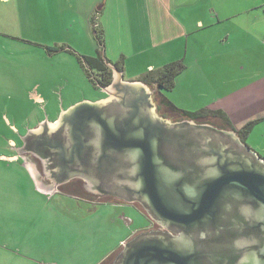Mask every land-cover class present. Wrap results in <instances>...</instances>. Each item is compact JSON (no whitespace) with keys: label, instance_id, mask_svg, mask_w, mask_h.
<instances>
[{"label":"water","instance_id":"obj_1","mask_svg":"<svg viewBox=\"0 0 264 264\" xmlns=\"http://www.w3.org/2000/svg\"><path fill=\"white\" fill-rule=\"evenodd\" d=\"M112 70L113 82L103 88L111 100L73 106L54 125H41L26 136L23 151L41 159L45 180L58 187L80 179L93 193L141 201L166 232L182 231L176 243L164 233L134 237L113 256L116 264H199L191 245L202 249L204 230L223 229L227 212L254 217L260 247L262 158L228 128L182 116L167 119L157 111L148 86L124 81L116 67Z\"/></svg>","mask_w":264,"mask_h":264},{"label":"crops","instance_id":"obj_2","mask_svg":"<svg viewBox=\"0 0 264 264\" xmlns=\"http://www.w3.org/2000/svg\"><path fill=\"white\" fill-rule=\"evenodd\" d=\"M100 37L106 62L111 68L120 65L121 70L116 68L124 81L127 72L121 62L136 56L140 57L137 61H151L153 54H160L167 63L164 67L179 61L197 65L200 73L194 81L195 91L201 92L198 82L214 87L209 86L212 95L201 102V109L222 111L234 132L259 120L246 145L264 161V0H0V61L17 59L13 55L20 52H28L31 58L33 51L46 57L74 56L61 48L95 58ZM146 68L155 72L157 65L147 64ZM187 70L171 92L187 80ZM213 75L219 79L212 80ZM144 78L134 75L127 82H141L161 91L156 84H146ZM30 95L32 102H44L37 92ZM62 114L41 125H54ZM9 124L21 134L16 122L10 120ZM27 132L20 138L21 144L9 139L11 146L8 154L0 153V165L7 169L19 165L30 172L39 194L49 195L45 185L39 184V175L30 169L39 167L29 160L36 156L23 151Z\"/></svg>","mask_w":264,"mask_h":264},{"label":"rangeland","instance_id":"obj_3","mask_svg":"<svg viewBox=\"0 0 264 264\" xmlns=\"http://www.w3.org/2000/svg\"><path fill=\"white\" fill-rule=\"evenodd\" d=\"M33 52L31 58L27 57L28 52H20L13 55L17 59L0 61V153L8 154L9 139L21 144L23 133L29 134L48 120L55 121L70 106L109 98L91 83L77 57H46L40 51ZM153 56L151 61H137L140 57L136 56L121 62L127 72L125 79H134V75L146 77L150 72L147 64L157 65L155 73L163 69L167 64L163 57ZM184 63L188 74L181 88L159 93L171 102L173 110L162 107L159 111L169 120L180 117L176 110L201 111V102L211 97L214 88L198 82L201 92L195 91L194 81L200 72L192 62ZM7 64L14 67L7 68ZM7 72L11 74L6 75ZM211 79L219 78L213 75ZM31 91L40 94L44 102H32ZM148 91L153 94L157 88L148 87ZM152 101L155 104L154 98ZM10 120L17 123L21 134H16ZM30 169L35 176L39 175V184L45 185L49 195H40L30 172L19 165L8 169L5 164L0 165V264H102L137 232L152 227L150 220L135 208L127 207L120 198H89L85 190H58L47 184L41 166ZM159 230L166 232L162 226H154L153 231Z\"/></svg>","mask_w":264,"mask_h":264},{"label":"flooded vegetation","instance_id":"obj_4","mask_svg":"<svg viewBox=\"0 0 264 264\" xmlns=\"http://www.w3.org/2000/svg\"><path fill=\"white\" fill-rule=\"evenodd\" d=\"M160 92L153 91L152 98H154L155 105L157 107V111L161 112L160 108L164 107V109H170L173 110L172 106L166 102L165 98H162L159 95ZM185 121V120H184ZM203 125H212L216 128H228L229 130H232V128L226 124H224L222 121H211V122H204L201 123ZM233 131V130H232ZM239 137V135H238ZM240 138V137H239ZM241 140V138H240ZM29 160H31L33 163L38 164L39 167L41 165V161L37 159L34 156H30ZM49 185L52 183L47 181ZM83 181L80 179L72 180L69 183L60 185L56 188L58 190H70L75 192H79L80 190L84 191L90 195L91 197H103V198H115L113 196L103 195V194H97L93 193L88 189L86 186V183H82ZM53 187V184L51 185ZM48 187V186H47ZM52 187H48V189H55ZM85 201V200H84ZM237 201H233L229 204V206H232V203H236ZM239 203L237 205L241 206L244 204L241 203L240 200H238ZM126 206L135 208L140 213H142L147 220H150L152 227L147 228L145 230H142L144 232H137L135 236L136 239H140V237L144 235H151V236H161L163 235L160 230L158 232H154V226L159 225L157 223V220L151 215L149 209L142 203L141 201L137 202H125ZM232 210V207H231ZM227 218L222 219L221 226L223 229H220L218 231H208L204 230L206 233L204 241V247L201 248H195L194 245H191V251L197 255L198 259L197 261L199 264H264L262 261L263 253H264V240H262V245L260 247H257L255 244L254 237L256 236L255 232V223L253 220V216L250 213L246 212H239L232 214L231 212H227ZM236 225L243 226V229H237ZM150 226V224H149ZM226 226H230L228 229L224 228ZM168 231L164 234H169L172 238V241L176 243L177 241L182 239V231L178 230L176 228L167 229ZM134 241V240H133ZM131 241L128 244H125L121 246V253L125 250V247L130 246L134 242ZM133 242V243H132ZM173 243V242H172ZM116 254V252H115ZM111 259V260H110ZM113 256L108 258L106 261H104L102 264H116L117 260H112ZM114 261V262H112Z\"/></svg>","mask_w":264,"mask_h":264},{"label":"trees","instance_id":"obj_5","mask_svg":"<svg viewBox=\"0 0 264 264\" xmlns=\"http://www.w3.org/2000/svg\"><path fill=\"white\" fill-rule=\"evenodd\" d=\"M98 41L100 43L99 44L100 50H98L97 56L95 58L83 57L71 49L66 50L65 48H61L59 50H65L68 53L76 56L82 67H84L87 77L89 78L91 83L96 88L103 89V88H108L112 84L114 79V72L112 68L109 67L108 62H106L103 56L104 40L100 37ZM52 52H56V51L52 50ZM116 67L121 70L119 64L116 65ZM186 69L187 67L184 62L171 63L156 73L150 72L144 78L143 81L150 86L156 84L160 90L171 92L176 87V80L180 75H182L186 71ZM93 72H95L96 75H94ZM168 103L171 105L170 102ZM176 113H179L180 116L188 120L195 121L199 124L204 122L216 121V120H220L225 124L227 121L226 114H224L222 111H212L209 109H202L201 111H197V112H186V111L176 110ZM258 123L259 120L249 122L241 130L237 132L239 137L241 138V141L245 145L248 136L253 132L254 128L256 127V125H258Z\"/></svg>","mask_w":264,"mask_h":264}]
</instances>
